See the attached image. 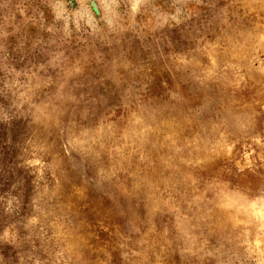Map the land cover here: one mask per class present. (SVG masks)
<instances>
[{
  "label": "rangeland",
  "instance_id": "374dc122",
  "mask_svg": "<svg viewBox=\"0 0 264 264\" xmlns=\"http://www.w3.org/2000/svg\"><path fill=\"white\" fill-rule=\"evenodd\" d=\"M0 264H264V0H0Z\"/></svg>",
  "mask_w": 264,
  "mask_h": 264
}]
</instances>
